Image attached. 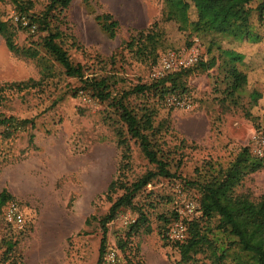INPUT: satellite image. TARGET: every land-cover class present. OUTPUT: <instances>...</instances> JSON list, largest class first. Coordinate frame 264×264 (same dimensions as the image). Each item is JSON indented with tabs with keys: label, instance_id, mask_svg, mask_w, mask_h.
Here are the masks:
<instances>
[{
	"label": "rangeland",
	"instance_id": "374dc122",
	"mask_svg": "<svg viewBox=\"0 0 264 264\" xmlns=\"http://www.w3.org/2000/svg\"><path fill=\"white\" fill-rule=\"evenodd\" d=\"M21 1L31 3H23L29 7L26 12L0 0V19L16 46L8 49L0 34V118H33V125H0V192L5 190L19 204L24 217L21 227H11L0 214V264H96L102 236L98 219L111 204L104 192L116 175L122 150L117 131L123 130L130 146L129 178L155 165L126 133L109 100L81 89L79 79L67 76L43 46L46 31L36 21L50 0ZM162 6L163 0H70L60 21L50 24L53 32L56 23L62 32L56 41L71 62L81 65L85 76L106 78L113 94L149 82L154 55L136 54L125 42L154 21L160 30L158 55L183 53L196 44L205 60L215 58L212 68L184 77L182 94L160 99L131 93L125 99L135 109L154 108L153 124L163 123L161 147L176 176H156L136 193L133 200L147 215L138 231L127 233L133 222L125 223L122 216H138L127 207L107 224L106 244L117 247L123 264H156L158 259L180 264L176 246L165 237V220L197 199V190L185 180L195 176L194 168L204 160L226 166L248 144L252 130L264 129L263 16L252 13L255 39L237 41L222 35L190 36L189 30L162 20ZM16 16L34 23L35 30L15 22ZM111 20L117 21L112 33L106 28ZM233 58L246 83L230 95L226 62ZM22 80L35 84L21 90L7 84ZM254 92L260 93L256 99ZM235 192L250 199L264 194V167L244 176ZM215 223H210L209 237L218 233ZM216 256L214 246L203 242L184 264H214ZM225 264H233L230 256Z\"/></svg>",
	"mask_w": 264,
	"mask_h": 264
},
{
	"label": "trees",
	"instance_id": "16d2710c",
	"mask_svg": "<svg viewBox=\"0 0 264 264\" xmlns=\"http://www.w3.org/2000/svg\"><path fill=\"white\" fill-rule=\"evenodd\" d=\"M19 11L26 12L28 6L23 3L29 1L10 0ZM253 0H163L162 20L173 21L181 31L189 30L190 36L222 35L232 37L237 41L243 39H255L250 22L253 11H256L260 19L264 10V0H260L255 6ZM70 0H50L36 21L41 30L46 31L43 37V46L50 55L63 67L67 76L77 77L81 89H89L92 95L101 101L109 100L110 105L118 113V118L125 124L126 133L131 139H135L141 152L147 160L155 165L154 169H147L142 174L129 178L128 170L131 165V150L128 139L122 129L117 131V143L122 148L120 161L116 168V175L110 180L105 189V195L111 204L107 213L98 219L102 230L99 245V256L96 264L102 258L107 244V224L114 219L121 208L127 207L138 213L136 220L129 225L130 232L138 231L146 221V213L141 205L134 202L137 192L146 187L156 176L171 178L176 176V171L169 168L170 160L164 154L161 147L159 132L162 122L153 124L155 110L150 106L139 109L130 107L125 101L131 93H150L163 99L170 93L182 94L186 92L184 77L190 72L208 70L215 65V58L211 56L205 60L203 56L191 66L168 72L159 78H150L149 82L135 84L130 89L121 90L113 94L109 89L106 78L85 76L82 66L73 64L67 52L56 41L62 32L57 27L52 31L51 21H60L61 13L69 6ZM108 17L110 15L107 14ZM34 20V19H32ZM117 25L116 20H111L106 28L110 33ZM160 33L157 21L149 28L140 29L135 35H130L125 46L136 54L148 52L153 54L152 67L157 63L159 55L156 52V40ZM0 34L4 36L5 44L10 50H16L12 36L7 25L0 19ZM191 39L187 45L190 46ZM227 61V75L230 77L228 94H234L246 83L245 73L238 70L233 61ZM10 86L24 89L35 84L33 80L13 81L7 83ZM37 84V82H36ZM76 93V92H73ZM256 99L260 93L251 94ZM33 125V118H16L8 116L0 118V125L14 127L16 125ZM264 167V160L251 154L248 145L242 146L234 158L226 166L216 164L211 160H204L200 166L194 168V177L185 180V183L197 190L198 209L196 213L186 220L187 237L183 241L170 240L174 243L179 253L180 264H184L195 252L197 246L203 242H209L217 252L214 264H225L227 257H231L233 264H264V194L256 199L235 192L244 176ZM121 191L115 198L113 195ZM11 200V196L5 191L0 192V214L3 207ZM3 218V216H2ZM92 218L96 219L95 216ZM176 216L165 220L167 227ZM216 219L214 229L218 231L212 237L210 223ZM8 223V222H7ZM13 227L10 223H8ZM226 240L228 243H226ZM117 249V247H115ZM125 264V262H124Z\"/></svg>",
	"mask_w": 264,
	"mask_h": 264
},
{
	"label": "built area",
	"instance_id": "2783aa9c",
	"mask_svg": "<svg viewBox=\"0 0 264 264\" xmlns=\"http://www.w3.org/2000/svg\"><path fill=\"white\" fill-rule=\"evenodd\" d=\"M264 18V10L262 13ZM15 22H18L23 27L35 30V24L29 22L23 17L16 16ZM194 44L197 39L194 40ZM201 52L196 44L185 52H177L169 50L159 55L157 63L152 67L150 72L151 78H159L168 72L179 70L184 67L193 65L200 58ZM251 154L255 157L264 160V129L258 128L251 131L247 144ZM197 199L194 202L184 204V208L177 210V216L168 225L166 236L170 240L183 241L187 237L186 220L190 219L198 209ZM3 219L14 227H21L24 224V217L19 204L15 200H11L5 204L2 212ZM125 223L134 222V219L129 220V214L122 216ZM98 264H123L121 254L113 246H107L106 250L98 262Z\"/></svg>",
	"mask_w": 264,
	"mask_h": 264
},
{
	"label": "crops",
	"instance_id": "0c3cea01",
	"mask_svg": "<svg viewBox=\"0 0 264 264\" xmlns=\"http://www.w3.org/2000/svg\"><path fill=\"white\" fill-rule=\"evenodd\" d=\"M148 262V261H147ZM149 264H152V262L149 260L148 262ZM163 263V260L161 259H158V261L156 262V264H162Z\"/></svg>",
	"mask_w": 264,
	"mask_h": 264
}]
</instances>
